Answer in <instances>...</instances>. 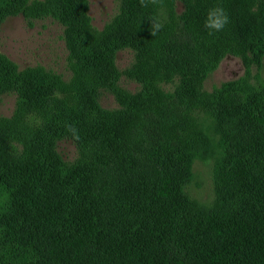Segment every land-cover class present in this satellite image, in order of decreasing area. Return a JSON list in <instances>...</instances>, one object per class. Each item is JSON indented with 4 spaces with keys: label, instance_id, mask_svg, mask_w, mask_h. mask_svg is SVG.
<instances>
[{
    "label": "trees",
    "instance_id": "trees-1",
    "mask_svg": "<svg viewBox=\"0 0 264 264\" xmlns=\"http://www.w3.org/2000/svg\"><path fill=\"white\" fill-rule=\"evenodd\" d=\"M182 1L189 8L195 0ZM250 1L262 10V20L235 14L234 4L221 31L223 42L239 41L246 66L264 56V0ZM126 5L113 29L96 37L87 0H0V23L22 14L54 17L65 26L77 92L67 104L57 94L56 77L22 70L0 53V95L16 92L19 106L43 120L34 128L0 119V191L8 195L0 204V236L10 235L0 238V264H264V80H228L204 100L223 144L213 173L214 201L205 206L186 191L193 161L209 155L189 110L206 95L201 78L223 47L204 36L203 49L197 48L188 23L173 30L159 61L162 68L176 67L168 77L182 76L185 104L172 115L160 112L158 100L155 112L145 95L119 85L115 59L123 46L139 60L155 51L130 28L150 29L161 0ZM133 75L146 83L138 68ZM102 89L115 94L120 111L100 105ZM184 112V121L176 117ZM146 116L148 122L134 121ZM169 120L172 133L158 128ZM63 137L76 142L77 162L67 163L58 151Z\"/></svg>",
    "mask_w": 264,
    "mask_h": 264
},
{
    "label": "rangeland",
    "instance_id": "rangeland-1",
    "mask_svg": "<svg viewBox=\"0 0 264 264\" xmlns=\"http://www.w3.org/2000/svg\"><path fill=\"white\" fill-rule=\"evenodd\" d=\"M87 2L92 23L93 33L91 34L96 37L104 36L111 31L127 12L126 0H87ZM216 3H221L224 6L229 17L232 5L237 4L238 9L235 10V14H241L246 17L245 19L254 21V23H259L262 20V10H258L250 0H195L189 8L185 6L182 0H161L157 14L163 23L161 32L153 36L149 28H130L138 34L146 45L155 51L152 53L149 50L143 53V57L139 60L131 46H123L118 50L115 59L120 73L119 85L126 92L134 96L145 95L151 101L152 110L155 112H158L156 102L159 100L161 102L158 104L161 108L160 112L168 111L174 115L173 112L180 108L178 107L181 105L180 103H184V81L179 73L168 77L171 76L170 74L176 67L162 68L164 64L159 61V52H162L161 44L168 42L169 37L174 36L173 30L177 33L180 32V24L187 23V29L193 33L194 37L191 40L197 44L196 47L200 50L203 49L201 48L203 41L200 40L204 36L216 37L221 43L223 48L219 50L217 57L210 60L211 63L208 62L210 70L201 78V90L206 95L203 100L196 102L197 107L189 110L194 123H197L198 127L205 133L202 145L208 146L209 155L205 160L195 159L193 161V179L186 191L193 199L205 206L212 205L214 201L213 173L217 160L223 152V144L216 131L214 117L203 107L204 100L212 96L228 80L255 79L257 77L264 80V56L261 63L255 61L246 66L243 59L245 53L237 39L230 41L228 39L229 43L223 42L221 31L209 35L208 30L204 27L203 20L205 18L203 16L206 17L207 10ZM123 27L121 24L118 29L122 35L125 33ZM118 37L121 38V36ZM228 46H232L230 53L227 51ZM0 53L6 55L22 70L33 68L48 74L50 77H56L54 84L59 88L58 96L67 104H72L75 100L77 92L72 91L71 87L75 79L73 60L65 41V26L56 18L27 19L22 14L8 16L0 23ZM137 68L145 75V84L136 76L134 77L133 74ZM64 84L68 86L65 88ZM145 85L148 86L147 89ZM171 95H174V98L169 97ZM99 102L104 109L110 112H118L122 109L115 94L105 89L101 90ZM19 103L21 100L16 92L0 95V119L21 120L34 128L42 127V118L37 113L24 107L21 108ZM155 112L152 113V117L165 115ZM176 117L184 121L186 113ZM148 118L150 117L146 116L142 119H134V121L142 124L148 122ZM158 128L172 133L174 126L169 120L163 128L161 126ZM57 148L67 163H75L81 157L76 142L71 138H60L57 141ZM7 196L5 192L0 191V204L5 201ZM0 238L8 240L10 235L6 233ZM3 253L10 258L7 251H3Z\"/></svg>",
    "mask_w": 264,
    "mask_h": 264
},
{
    "label": "clouds",
    "instance_id": "clouds-1",
    "mask_svg": "<svg viewBox=\"0 0 264 264\" xmlns=\"http://www.w3.org/2000/svg\"><path fill=\"white\" fill-rule=\"evenodd\" d=\"M140 3L142 7H148L149 4H158L159 0H140ZM229 20V14L224 6L221 3H216L207 10L204 27L211 35L224 30ZM149 21L151 35L155 36L163 28V23L159 17H149Z\"/></svg>",
    "mask_w": 264,
    "mask_h": 264
}]
</instances>
